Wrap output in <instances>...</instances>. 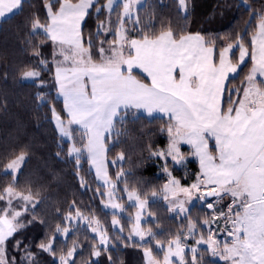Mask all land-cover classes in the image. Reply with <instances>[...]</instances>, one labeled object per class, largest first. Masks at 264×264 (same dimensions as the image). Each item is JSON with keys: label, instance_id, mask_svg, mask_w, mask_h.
I'll use <instances>...</instances> for the list:
<instances>
[{"label": "snow or ice", "instance_id": "6c2138e0", "mask_svg": "<svg viewBox=\"0 0 264 264\" xmlns=\"http://www.w3.org/2000/svg\"><path fill=\"white\" fill-rule=\"evenodd\" d=\"M57 2L58 8L54 7L51 0L45 3L48 22L42 24L38 18H34L31 30L34 34L42 30L54 45L59 46L60 55L63 56V60L57 62L55 81L58 95L63 97L68 120H62L54 108L53 119L61 136L71 139V126L78 125L84 140L82 148L73 145L69 148L68 155L76 156L79 167L80 155L87 152L89 163L95 167L97 177L103 175L105 184L110 186L105 195L111 201L114 198L115 184L107 179L104 166L105 133L110 136L115 131V119L120 117L122 110L142 108L150 115L154 112L163 113L169 120V144L166 152H154L152 155L165 159L171 157L175 164H182L185 157L179 146L183 142L191 146V154L200 163L197 182L190 187H181L180 182L174 178L164 186L165 191L171 192L175 197L174 207H179L181 212L186 211L185 201L180 198V194L188 201L197 195L201 201L208 197L223 199L224 196H230L232 200L227 213L221 212L211 219V222L225 219L226 228L231 224V230L227 232L231 243L225 241L221 248L211 234L207 240L202 238L197 243H206L213 256H219L230 264H264V13H250L249 23L251 17H257L255 31L250 37V47L246 45L244 35L237 33L235 39L228 38L229 42L220 47L217 54V41L223 38L206 39L199 32L177 36L171 27L158 34L145 33L140 39L129 40L125 21L139 24V17L135 20L133 17L138 11V5H142L140 0H122L115 38L109 42L107 49L101 42L100 62H95L90 51L91 39L88 47H85L81 36L82 21L94 6L95 0ZM23 5L24 0H0V18L20 12ZM115 5L117 0H107L101 6L109 11V24ZM180 5L186 10V0H180ZM100 10L98 7L97 12ZM99 27L103 28V23ZM105 31L110 32L111 29L106 28ZM235 48H239V56L233 62ZM247 57H250L252 66L242 81L243 95H238L232 101L230 93H239L240 89H229L227 81L231 74L238 72ZM69 63L70 67L64 66ZM41 64L46 62L41 61ZM134 68L141 69L150 83H145L133 75ZM39 76V71L29 69L22 73L21 79L28 80ZM85 78L91 85L90 92L87 90ZM225 91L229 92V105L226 109L222 104ZM38 99L43 102L45 98L41 95ZM210 140L215 141V152L209 148ZM25 158L26 154L21 152L6 165L5 174L10 173L13 182ZM117 159L122 160L123 154ZM123 175V170L117 173L118 178ZM202 188L204 191H201ZM6 197V206L0 209V264H9L6 243L24 227L20 223L23 213L13 208V200L23 201V212L29 211V204L34 212L40 202L30 191L28 194L15 191L13 185L3 190L0 201ZM128 197L129 200L135 197L141 209L147 203L140 200L134 190L128 192ZM165 199H168L167 195ZM111 207L117 209L121 205L113 203ZM207 207L213 209L214 205L208 203ZM235 208L240 210L233 211ZM80 216L78 210L76 217L69 212L65 219L71 222ZM136 219L137 225L133 228L135 235L141 240L145 236L153 235L150 229L143 231L139 228V215ZM118 223L114 218L113 224ZM204 223L208 224L209 221L205 220ZM195 227L196 224L189 221L188 235L193 234ZM92 231L97 232V228H92ZM60 232L67 234L69 228L61 229L57 225L53 236L47 243L42 242L39 249L55 256L54 241L56 234ZM20 243L17 241V249ZM107 243V234L100 232L99 244L93 245L91 255L99 256V248L105 246L106 250ZM156 244L164 250L161 241ZM76 247L74 243L66 254L59 256L60 264H74L71 258ZM144 251L148 258L147 264H173L172 257L178 258L179 264H185V249L181 246L180 237L168 241L162 261L152 259L149 249ZM191 251L194 254L192 264H197V249L192 248ZM25 252L24 259L33 264L34 255L27 249ZM11 264H15V258Z\"/></svg>", "mask_w": 264, "mask_h": 264}, {"label": "trees", "instance_id": "16d2710c", "mask_svg": "<svg viewBox=\"0 0 264 264\" xmlns=\"http://www.w3.org/2000/svg\"><path fill=\"white\" fill-rule=\"evenodd\" d=\"M75 1L77 0H71ZM105 1L95 0L82 26L83 42L88 47V41L91 39L90 51L95 61L100 59L101 42L103 46L108 44V41H102V38L110 37L105 31L109 28V13L101 7ZM244 1L246 4L239 0H187L188 12L183 14L178 0H145L142 6H138V11L133 17L135 20L138 16L140 23L129 21L130 24L125 23V27L129 37H142L145 33L158 34L168 27H171L177 36L199 32L206 39L221 37L223 39L218 40L216 45L218 54L219 48L229 42L228 38L235 39L237 33L244 35L245 43L250 47V37L257 23V17H251L249 23L250 13H264V0ZM46 2L48 0H24L20 12L0 22V194H3L6 187L13 185L22 193L28 194L30 191L33 197L40 201L34 212L31 206L29 211L24 212V227L7 241L6 246L13 249L17 241H20L22 252L26 253L27 249L35 254L33 264H57L55 257L74 243L79 246L73 257L74 264H144L142 247L129 243L102 249L94 260L91 253L96 239L86 229L69 233L65 242L56 237L55 256L38 247L53 236L57 225L64 224V216L69 212L79 210L83 214L93 215L108 233L112 232L111 218L114 216L101 206L103 187L89 168L86 153L80 155L78 167L76 156L68 155L69 142L58 134L52 121L53 108L66 119L63 102L57 95L53 77V47L41 30L35 34L31 30L34 18H38L42 24L46 23ZM51 2L55 8L59 7L57 0ZM98 7L101 8L99 12ZM119 12V7L115 6L110 15L111 22L118 19ZM102 23L103 28L99 27ZM112 27L115 28V25ZM236 56L237 50L232 54L233 62L236 61ZM41 61L46 64H41ZM251 65V59L248 57L238 74L228 80L229 89H240L239 93H230L232 101H235L238 95L241 96L242 81ZM29 69L39 71L40 76L31 81L21 79L22 73ZM136 75L143 78L138 73ZM41 95L45 98L43 102L38 99ZM228 105L229 92L225 91L223 107L226 109ZM120 117L115 120V131L110 136L107 134L105 138L109 179L115 181L119 189L126 186L143 197L159 192L166 181V175L159 170L160 160L152 153L167 144L168 120L132 110L123 111ZM72 132L76 136L80 131L77 127H72ZM209 148L215 152L212 140ZM21 152L26 154V158L13 182V176L10 173L5 174L4 169L6 164ZM120 154H123L122 160L117 159ZM166 166L183 183L191 181L197 171V165L193 161L186 168H178L167 159ZM186 169H189L187 171L190 173L188 178H184ZM122 170L125 175L118 180L117 173ZM3 205L4 200L0 201V207ZM192 209L189 212L190 217L193 216ZM120 217L127 224V218ZM186 218L180 220L181 223ZM163 224L171 227V231L167 233L168 237L180 229L175 218H165ZM24 262L26 261H22V264ZM207 264L230 262L208 260Z\"/></svg>", "mask_w": 264, "mask_h": 264}, {"label": "rangeland", "instance_id": "374dc122", "mask_svg": "<svg viewBox=\"0 0 264 264\" xmlns=\"http://www.w3.org/2000/svg\"><path fill=\"white\" fill-rule=\"evenodd\" d=\"M239 1L242 2L243 4H246L244 0H239ZM186 5H187V8L185 10L184 8L181 7L180 1H179V8L183 14H186L188 12L187 0H186ZM105 10L107 13H109V11L107 9H105ZM125 23H126V25H127V23L130 24L129 21H125ZM118 24H119L118 19H113L111 24H109V22H108L107 26L111 29V31L107 33V36H110V37L109 38L104 37V38H102V41H104V40L108 41L107 43L109 44V42L115 38L114 37L115 36L114 35L115 29H116ZM114 25H115V28L112 27ZM112 32H114V33H112ZM33 79L34 78L28 79L27 81H31ZM56 113L60 116V114L57 111H56ZM61 119L64 120L65 122H67V120H68V119H63L62 117H61ZM52 121H53V124L57 130L56 121L53 119V114H52ZM72 127H75V126L72 125L71 129H72ZM78 131H80V130L78 129ZM57 132L61 136V134L59 133L58 130H57ZM74 134L75 133L72 132V138L71 139H69L68 137H65V136H61L63 139H65L69 142L68 152H69V148L72 147L73 145H75L76 148H82L83 147V146H81L82 142L84 144V140H82V138H81L82 132L80 131L79 133H76V136ZM168 140H169V138H168ZM181 145H187V144H183V142L180 144V146H179L180 152H181ZM159 151H165L166 152L167 147L165 146L163 148H158L154 152H159ZM85 153H86V157H87V152L85 151ZM81 155H83V154H81ZM73 156H75V155H73ZM156 157L159 158V160H160L159 161V170H161V172H165L166 160H167V158L172 160L171 157H167L166 159L164 157H160V156H156ZM87 159H88V157H87ZM171 162H173L174 165L179 166V167L183 164V163L182 164H175V162L173 160ZM88 166L91 169V171L94 173V176H95L96 180L98 181V183L103 187L102 200H101L102 208L104 210L114 214V216L111 218L112 232L108 233L105 230V227L93 215H86V214H83L79 211L81 213V216L77 217L76 219L69 222L65 219V217L69 214V213H67L64 216V224L60 227H61V229L65 228V227L69 228V232L67 234H64L63 232L56 234V237L60 238L63 242L66 241L69 233H71L75 230H79V229H86V231L90 235L94 236V238L96 239V244H99V233L104 232L107 234V237H108V243L106 245V250L109 247H116L117 244H120L121 246L126 244V243L138 245V246L142 247L144 264H147L148 258L145 257V251H144L145 249H149L151 251V258L152 259L162 261L163 256H164V250H167V248H168V241L176 239L177 237H180L181 246L184 247V249H185V251H184L185 264H192L193 255H194L193 252L191 251L192 248L197 249V252L195 253L197 264H207L208 260L217 261V262L224 261V260H221L219 258V256H213L212 253L209 251L208 245L206 243L201 242L198 244L197 241H200L202 238H203V240H207L208 236L211 234L220 243L221 248L223 247V244L225 241H227L228 243H231V238L228 237V235H227V232L231 230V224H228L227 228H226L225 227V225H226L225 219H219L215 222H211V219L213 216H217L221 212H224V213L228 212V206H229V204L232 203L230 196H224L223 199H217V198L213 197L211 199H206L205 201H201L197 195V196H194L191 201H188L187 198L183 196V194H180V198L185 201L184 208L186 209V211L181 212L179 207H174L173 202H175V197L172 196L171 192H166L164 186L169 183L170 179L174 178L175 180H178L180 182L181 187H190L192 184L197 182V180H196L197 178L194 179V175H193V179L190 182L183 183V182H181V180H179L177 177H175L171 173L170 168L166 166L167 167V172H165L166 181L163 183L159 192H154L155 195H153V193H151L150 195L143 197L134 190L137 193V195L139 196L140 200H144L147 202L145 204L144 208L141 209L138 207L135 197L132 200H129L128 192L133 191V189H128L126 186H121L119 189L116 182L111 181L109 179L108 172H107V159L105 156V152H104V166H105V169L107 172V179L115 184V191L113 193L114 198L111 201L109 200L108 196L105 195V193H107L110 190V186L105 184V177L103 175H101V177H99V178L97 177L96 169H95V167L90 165L89 160H88ZM187 170H189V169H186V171L184 173V178H188V175H190L189 171H187ZM169 173L171 175H169ZM119 179H120V177L118 178V180ZM126 189H127V191H126ZM202 190H204V189L202 188L201 191ZM15 191L20 192L16 189H15ZM20 193H22V192H20ZM22 194H27V193H22ZM166 195L168 196V199H165ZM225 198H228V199H225ZM6 200H7V197L4 200V205L1 206L0 209H2L3 207L6 206ZM113 203L119 204V205H121V207L114 209L111 207V204H113ZM176 203H178V202H176ZM208 203H212L214 205L213 209H209L207 207ZM105 205H108V206L105 207ZM12 206L15 209L21 210L22 213L24 214V212H23V207H24L23 201L18 200V199L13 200ZM30 206L32 207V205L29 204L28 208ZM194 206H196V207H194ZM192 207L195 209H192ZM197 208H199L200 210ZM191 209H192V215L193 216L190 217L189 212ZM239 210H240L239 208H235L233 211H239ZM76 213H77V210H74L73 212H71L73 217H76ZM138 215L140 217L139 228L143 231H147L150 229L153 233V235H151V236H145L143 240H141V238L138 235H135V233L133 232L134 226L137 225L136 217ZM120 216H125L127 218L126 219V220H128L127 224L125 223L124 220L121 219ZM168 217L170 219L175 218V220H177V224L180 225V227H179L180 229L176 230L174 235H172L171 237L167 236V233L169 231H171V227H169L170 225L167 226V224L166 225L163 224L164 219L168 218ZM185 217H187L186 220L184 219V221L181 223L180 220H182ZM114 218L119 222L118 224H115V225L113 224ZM205 220H208L209 223L205 224L204 223ZM89 221H92V223L90 224ZM189 221L196 224V227L193 230L192 235H188ZM20 223L23 224L22 216L20 217ZM92 228H97V232H93ZM113 230H114V232H113ZM164 232H166V233H164ZM157 241H161L163 243L164 250H161L160 248L157 247V244H156ZM73 245L68 247V249L65 251L62 250V252L58 256L55 257L54 260L57 262V264H60L59 256L61 254H66L67 251L73 247ZM146 246H150V247L148 248ZM78 248H79V246L76 247V251L78 250ZM102 249L105 250V246H101L99 248V251H101ZM76 251H75L74 255L76 254ZM25 255H26V253L22 252V248L20 246L18 249H17L16 245L13 246V249H8L6 246V257H7V260L9 261V264H11V261L13 260V258H15V264H22V261H26L23 264H29V261L24 259ZM33 255L35 256V254H33ZM74 255H73V257H74ZM73 257L71 258V261H73ZM96 258H97V256H93L94 260ZM35 259H37V258H35ZM172 261H173V264H179V260L176 257H172ZM34 262H35V260L33 261V263Z\"/></svg>", "mask_w": 264, "mask_h": 264}, {"label": "crops", "instance_id": "0c3cea01", "mask_svg": "<svg viewBox=\"0 0 264 264\" xmlns=\"http://www.w3.org/2000/svg\"><path fill=\"white\" fill-rule=\"evenodd\" d=\"M179 1L180 0H178V3H179ZM78 2V0L77 1H75V2H72V3H77ZM107 2V0L105 1V3ZM145 2V0H140V5H142L143 3ZM115 6H117V7H119V9H120V11L122 10V0H117V5H115ZM114 6V7H115ZM139 6V5H138ZM91 9V8H90ZM89 9V10H90ZM46 12H47V9H46ZM48 15V14H47ZM135 16V15H134ZM8 18V17H7ZM4 19H6V18H0V22L2 21V20H4ZM48 22V20L46 21V23ZM46 23H44V24H46ZM83 23H84V21H82V24H81V28H82V26H83ZM124 26H125V24H124ZM126 28V27H125ZM42 31V30H41ZM43 32V31H42ZM44 34V33H43ZM185 34H188V33H185ZM191 34H195V33H191ZM81 36H82V31H81ZM127 37H128V39L129 40H131V39H140L141 37H129L128 36V32H127ZM50 40V39H49ZM83 40V39H82ZM50 42L52 43V47H53V51H52V55H53V77H54V81H55V70H56V66H57V62H59V61H62L63 60V56L62 55H60V49H59V46L58 45H54L53 44V42L50 40ZM84 43V42H83ZM84 46L85 47H87L85 44H84ZM101 47V46H100ZM103 47H105V49H107L108 47H109V44H107L106 46H103ZM235 50H237V56H236V58L238 59V56H239V48H235L234 49V51ZM248 58V57H247ZM247 58H246V60H247ZM95 61V60H94ZM95 62H100V59L99 60H97V61H95ZM64 66H71L70 65V63L69 64H67V65H64ZM252 66V65H251ZM241 67V66H240ZM251 68V67H250ZM240 69V68H239ZM239 69H238V72H239ZM238 72L236 73V74H231V76H236L237 74H238ZM136 73H138V74H140V75H142V77L143 78H140V77H138L137 75H136ZM133 75H135L138 79H140V80H142L143 82H145V83H150V80L146 77V74L145 73H143L142 72V70L141 69H139V68H134V70H133V73H132ZM231 76H230V78H231ZM258 79H260L259 77H258ZM228 82V81H227ZM85 83H86V85H87V90L90 92L91 91V85H90V83H88L87 82V78H85ZM55 85H56V81H55ZM56 90H57V95H58V89H57V85H56ZM225 94V93H224ZM243 95V92H242V94H241V96ZM58 97L61 99V101L63 102V97L62 96H59L58 95ZM223 98H224V96H223ZM223 98H222V104H223ZM63 107H64V102H63ZM65 110V109H64ZM130 110H132V111H134V112H136V113H140V114H144V115H146V116H158V117H162V118H165L166 120H168V117L167 116H165L163 113H159V112H154V113H152L151 115L150 114H148L147 113V111L145 110V109H135V108H132V109H130ZM124 110H122L121 111V113L123 112ZM65 113H66V119H68V115H67V112L65 111ZM120 113V114H121ZM118 118V117H117ZM116 118V119H117ZM115 119V120H116ZM168 125H169V120H168ZM168 125H167V127H166V137H167V144H166V147H167V145L169 144V140H168V132H167V128H168ZM75 127H77L81 132H82V130L79 128V126L78 125H74ZM107 134L108 133H105V137H104V144H105V138H106V136H107ZM213 141V145H214V147H215V141L214 140H212ZM183 144H186V143H183ZM192 148H191V146L190 145H181V154L185 157V159H184V161H183V164L179 167V166H176V165H174L173 164V162H172V165H174V166H176V167H178V168H186V167H188V164L191 162V161H193V162H195L196 163V165H197V171L194 173V179L195 178H197V175L200 173V163H199V159L196 157V156H194V155H192L191 153H192ZM168 159V158H167ZM170 160V159H169ZM170 161H172V160H170ZM197 180V179H196ZM190 182V181H189ZM202 191H204V190H202ZM225 199H228V198H225Z\"/></svg>", "mask_w": 264, "mask_h": 264}, {"label": "water", "instance_id": "95a60500", "mask_svg": "<svg viewBox=\"0 0 264 264\" xmlns=\"http://www.w3.org/2000/svg\"><path fill=\"white\" fill-rule=\"evenodd\" d=\"M211 198H213V197H208V198H206V199H211Z\"/></svg>", "mask_w": 264, "mask_h": 264}]
</instances>
